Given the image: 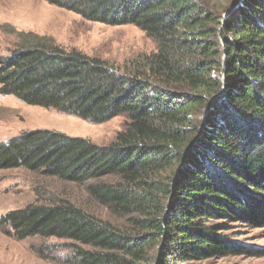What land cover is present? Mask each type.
I'll return each mask as SVG.
<instances>
[{"label": "trees", "instance_id": "obj_1", "mask_svg": "<svg viewBox=\"0 0 264 264\" xmlns=\"http://www.w3.org/2000/svg\"><path fill=\"white\" fill-rule=\"evenodd\" d=\"M44 1L89 22L139 27L157 51L117 66L12 30L19 42L0 56L2 96L94 124L128 121L107 146L23 132L0 144V170L87 185L127 224L62 200L9 212L0 229L18 241L67 240L75 264L261 257L227 233L264 229V0Z\"/></svg>", "mask_w": 264, "mask_h": 264}, {"label": "rangeland", "instance_id": "obj_2", "mask_svg": "<svg viewBox=\"0 0 264 264\" xmlns=\"http://www.w3.org/2000/svg\"><path fill=\"white\" fill-rule=\"evenodd\" d=\"M218 1L227 6L228 0ZM34 33L53 39L56 45L106 60L115 65L125 64L142 55L157 51V43L145 31L135 26L111 27L93 23L80 15L44 0H0V56L17 49L18 38L12 33ZM128 118L119 115L107 122L94 124L59 113L55 109L28 106L12 96L0 94V144L32 130L49 129L64 132L73 138L89 139L97 145H110L126 128ZM118 178H103L115 182ZM67 200L100 219L125 226L126 218H119L88 193L87 185H76L46 177L28 169L0 170V221L12 211L23 210L32 204H52ZM227 235L251 252L229 256L204 264H264V229L234 225ZM67 240L30 238L18 241L7 235V227L0 229V264H75V253ZM45 247L41 257L39 250Z\"/></svg>", "mask_w": 264, "mask_h": 264}, {"label": "water", "instance_id": "obj_3", "mask_svg": "<svg viewBox=\"0 0 264 264\" xmlns=\"http://www.w3.org/2000/svg\"><path fill=\"white\" fill-rule=\"evenodd\" d=\"M236 7H238V6H235V8H236ZM235 8H234L233 10H231L230 13H232V12L235 10ZM230 13H229V14H230ZM227 15H228V14H227Z\"/></svg>", "mask_w": 264, "mask_h": 264}]
</instances>
